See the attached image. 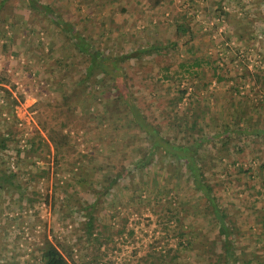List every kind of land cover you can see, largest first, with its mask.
<instances>
[{
    "label": "rangeland",
    "instance_id": "1",
    "mask_svg": "<svg viewBox=\"0 0 264 264\" xmlns=\"http://www.w3.org/2000/svg\"><path fill=\"white\" fill-rule=\"evenodd\" d=\"M152 1L0 0V166L18 183L0 190V264H38L44 236L69 264H222L206 200L164 139L197 148L230 210V261L264 264V0Z\"/></svg>",
    "mask_w": 264,
    "mask_h": 264
},
{
    "label": "trees",
    "instance_id": "2",
    "mask_svg": "<svg viewBox=\"0 0 264 264\" xmlns=\"http://www.w3.org/2000/svg\"><path fill=\"white\" fill-rule=\"evenodd\" d=\"M162 0H153L152 4H158ZM80 37L74 39V43L80 45L79 41ZM4 43H1V46H4ZM158 46L155 44H152L148 48H142V49H136L133 51V56H138L140 51L148 53L151 49H156ZM129 56V55H128ZM98 57L96 55H91V63L98 64ZM3 77H0V82H3ZM1 88L6 92V99L5 104L11 103L15 104L17 100L15 97L11 96L8 89L1 85ZM8 97L9 100L7 99ZM136 122V121H135ZM259 133H264V130H258ZM155 130L151 127V130L148 131V138L152 137V148L151 149H158L161 147L160 139L163 138L161 135L155 136ZM10 135L7 131L0 132V164H4V160L1 157L3 154V150L8 148L7 141L10 139ZM158 138H160L158 140ZM41 139L39 138L38 141ZM50 140L52 141L54 145V150L57 148V145L55 144V139L53 137H50ZM38 141H34L33 137L27 138V142L29 144V147L32 148V146L36 145ZM164 142L166 145V148H162L163 151L169 155H171L173 160H181L184 167L186 166L187 173L189 180L192 183V186L196 191H198L206 200V209L207 213L209 215V218L211 221H213L216 224L217 233L219 235L218 240L215 242V245H223V247L220 248V254L224 255V261L222 264H234L231 260V256L233 255L232 251V245L234 242V234L231 231V222L232 219L228 217L229 215V209L226 207V205H223L221 202H218L216 196L212 193L211 186L208 184V181L205 179V169L202 166V162L200 160V156L197 153V148H193L191 144H173L167 140L164 139ZM197 145V144H196ZM170 148V149H167ZM32 150V149H30ZM16 156H19V151H16ZM147 164L145 160H143L140 155L136 154L135 160L133 161L132 168L134 170H142L143 165ZM9 167V166H7ZM236 170L239 173H246L247 167H243L241 164H237ZM16 174L12 169H4L0 166V190H7L12 189L18 186V183H16ZM114 180V179H113ZM111 186V181H108V183L104 186V189L106 190ZM162 186H165L164 183H162ZM17 191H20L19 189H16ZM27 200H31V198H27ZM94 200H91L87 206L92 207L94 205ZM87 218L84 221V225L81 227L82 230H85L87 240L88 239H97V235H92L93 233V221L94 216L91 214V209L86 210ZM170 217H166V220H169ZM178 220V219H175ZM98 233H101V231H97ZM184 233L182 231L177 232V237L179 238L177 243L180 245H189V240L187 237H183ZM255 234H260V231H255ZM258 239V238H256ZM260 241L262 239H259ZM37 253H38V264H69L68 260L66 258V254L70 253V249L65 247L63 243H60L57 241L54 243L51 239L44 236L40 243L38 244ZM264 246V241H262L261 247ZM252 252V251H251ZM171 255L170 257L176 256ZM261 256V252H254L251 256V258L255 257L253 259V264H256L258 262H261L259 257ZM249 259V258H248ZM250 260V259H249ZM248 260V261H249ZM251 261V260H250ZM250 263V262H249Z\"/></svg>",
    "mask_w": 264,
    "mask_h": 264
}]
</instances>
